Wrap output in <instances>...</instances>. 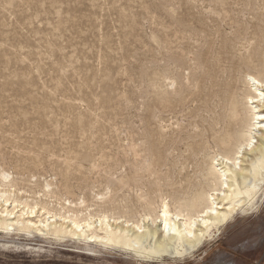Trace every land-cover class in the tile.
I'll return each instance as SVG.
<instances>
[{
	"label": "rangeland",
	"instance_id": "1",
	"mask_svg": "<svg viewBox=\"0 0 264 264\" xmlns=\"http://www.w3.org/2000/svg\"><path fill=\"white\" fill-rule=\"evenodd\" d=\"M261 34L264 0H0V192L82 220L176 210L244 109ZM258 192L185 257L0 232V264H264Z\"/></svg>",
	"mask_w": 264,
	"mask_h": 264
},
{
	"label": "bare ground",
	"instance_id": "2",
	"mask_svg": "<svg viewBox=\"0 0 264 264\" xmlns=\"http://www.w3.org/2000/svg\"><path fill=\"white\" fill-rule=\"evenodd\" d=\"M259 37L251 58L262 69L248 74L250 91L244 95V109H231L227 132L220 138L224 149L216 151L203 184L191 183L182 196L174 195L176 210L170 202H164L158 215H146L141 222L107 215L82 220L74 214L63 215L46 208L41 211V207H32L26 200L19 202L2 191L0 232L12 237L26 233L53 235L94 247L115 246L150 257L180 258L213 239L254 200L264 176V34ZM10 175L3 171V182Z\"/></svg>",
	"mask_w": 264,
	"mask_h": 264
},
{
	"label": "crops",
	"instance_id": "3",
	"mask_svg": "<svg viewBox=\"0 0 264 264\" xmlns=\"http://www.w3.org/2000/svg\"><path fill=\"white\" fill-rule=\"evenodd\" d=\"M252 264H260V262H255V263H252Z\"/></svg>",
	"mask_w": 264,
	"mask_h": 264
}]
</instances>
